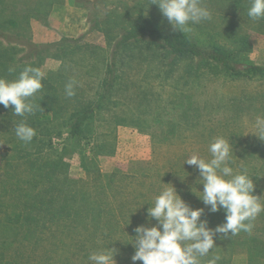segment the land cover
Listing matches in <instances>:
<instances>
[{"label": "rangeland", "instance_id": "rangeland-1", "mask_svg": "<svg viewBox=\"0 0 264 264\" xmlns=\"http://www.w3.org/2000/svg\"><path fill=\"white\" fill-rule=\"evenodd\" d=\"M152 2L0 0L2 59H15L8 64L11 69L32 62L35 64L32 66L44 71L46 77L60 70L63 76L53 84L56 91H64L59 103L67 105L66 110L55 114L43 88L30 98L42 109L39 116L37 112L25 117L16 116L12 112L14 106L5 108L0 105V194L12 182L10 178L2 180L13 148L49 147L56 153L50 163L53 160L63 162L59 168L61 172L73 180L88 183L87 187L95 194L89 193L90 198L86 195L90 202V199H99L101 203L93 188V178L102 176L98 183L107 190L113 189L118 197L115 201L108 196L109 201L119 207L112 228L119 227L120 232L112 238L115 242H124L128 241L126 233L130 236L120 256L115 255L116 264H133L131 257L135 248L131 243L136 235L135 229L157 224L154 219H149L147 209L160 191L171 185L193 209H204L201 219L208 221L209 228L224 222L223 210L211 213L198 198L203 191L199 171L184 164L193 154L211 159L209 145L216 137L229 140L233 147L230 166L237 171L247 169L255 184L253 194L264 197V141L254 135L253 127L257 116L264 117V73L233 75L212 69L211 62H200L196 68L195 61L184 59L173 65H166V60L160 64L157 57H143L147 49L136 47L130 52L133 58L129 67L124 65L123 52L116 59L115 84H120L121 88L112 96L108 95L103 102L104 108L90 117L81 136L68 135L65 125L74 101L72 98L65 101V85L75 80L74 88H81L84 99H87L84 93L86 96L94 94L96 99V90L104 78L106 58H111L113 43L119 34L134 28L152 26L170 30L206 50L211 47L226 50L236 57L239 66L264 70V24L262 19L253 21L248 17L251 0H202V5L211 12V19L190 25L192 31L185 34L173 29ZM59 41H65L72 49L64 58L63 65L67 67L59 68L60 64L53 60L54 55L61 54L58 47L37 53L28 60L23 58L26 49L21 42L50 45ZM0 78L10 81L1 74ZM46 89L51 94V85L46 84ZM142 91L145 94L138 95ZM22 120H30V126L37 133L28 144L15 135V127ZM17 173L22 180L28 177L22 166L18 167ZM7 192L11 193V190ZM120 193H123V201L119 199ZM4 196V199L9 197ZM261 202L264 203V199ZM252 224L251 233L240 232L231 242L227 241L228 237H217V247L209 256L222 255L228 264H247L249 238L257 227H264V212ZM110 230L106 225L100 226L94 235L92 229L88 230L85 233L92 235L91 243L81 246L80 250L75 248L65 252L64 244L69 246L77 242L85 245L81 241L86 234L76 230L68 234L62 244L51 245L59 247L57 253L50 246L43 245L39 248L42 252L38 250L27 264H48L49 261L43 260L44 256L42 260L39 258L43 253H54L59 258L73 253L78 255L77 260L64 264H92L89 256L106 250L99 240ZM5 234L0 227V250L7 240ZM257 237L264 245V235L258 234ZM82 254L87 260L83 261ZM4 257L3 262V256H0L1 264H13L8 255ZM49 263L63 264L62 261ZM205 263L208 264V259L202 258V264ZM135 264L142 262L136 261Z\"/></svg>", "mask_w": 264, "mask_h": 264}, {"label": "trees", "instance_id": "trees-1", "mask_svg": "<svg viewBox=\"0 0 264 264\" xmlns=\"http://www.w3.org/2000/svg\"><path fill=\"white\" fill-rule=\"evenodd\" d=\"M262 23L264 24V19H262ZM118 36L112 46L111 58H106V71L103 74V80L97 87L96 99L94 98V94L86 96L85 93L84 96L87 99H84L81 88H74L76 94L71 97L74 101L71 103L73 109L65 125L66 131L71 137L81 136L90 117L96 111L104 108L103 102L108 95L117 92L118 89L121 88L120 84H115L117 80V78L114 77L116 59L117 57L119 59L120 54L123 52L125 59L124 65L129 67L128 64L133 58L130 52L136 47L147 49L148 51L144 52L143 57H157L160 64L166 60L168 61L166 65H173L176 64L177 61H180L179 59H184L195 61L196 68L200 62H204V64L212 63V69H218L233 75L264 73V70L259 67L239 66L240 64L236 61V57H232L230 53L220 47H211V49L206 50L170 30L147 26L145 28L131 29ZM21 43L26 49V54L23 57L26 60L33 58L34 55L44 50L57 47L60 48L61 54L54 55L53 60L60 64L59 68L62 66L67 67L63 65L64 58L72 49L65 44V41L63 43L59 41L50 45ZM12 60L15 61L14 58L8 59L5 57V59H2V54H0V66L2 65L0 74L10 81L16 80L25 67L35 66L34 63L29 62V65L25 67H19L18 69H14V71H9L11 68L8 67V64ZM194 70L192 71L195 72ZM79 74L82 76L81 73ZM62 76L59 70L55 75L49 74L47 77L45 76L42 81V91L47 97L49 107L55 114L67 109V105L62 106L59 103L60 94L61 97L64 96V91L62 89L56 91V87L53 84ZM46 84L51 85V94L50 91L46 89ZM100 88L102 90L101 93ZM144 94L143 91L140 93L138 92V95ZM68 99L70 98L67 97L65 101ZM36 103L37 109L35 112H37L39 116L42 109H40ZM26 123L32 126L30 120ZM55 154L56 153L52 152L49 147L45 148V146L30 149H11V155L8 156L9 158L5 164V178L2 181L4 182L7 178H10L12 182L9 188H6L4 192L0 194V227L6 232L5 235L7 239L4 241L3 247L0 250V256H3V262L4 256L8 255L14 261L13 264L30 263L28 259L34 257V254L39 248L44 247L43 245L50 246L52 251L57 253L59 247L51 245H58L59 242L62 244L68 234L76 230L77 232L81 230L84 235L86 234L85 232L92 229L91 234L94 235L102 225H106L107 228L112 229L108 233H104L100 238L101 240H99V242L102 248L108 249L110 247L115 249L116 257H119L124 249L123 247L127 245L130 236L126 233L128 241L124 242H115L112 238L115 234L120 232L119 227L112 228L113 224L116 222V211L119 207H115V204L109 201V197L117 201L118 197L115 195V191H113V189L107 190L104 185L98 183V181L102 179V176L98 175L93 178L95 180L93 188L97 191V196L100 197L101 203H99V199H90L91 202L86 200L91 197L89 193L94 194L90 187H87L88 183L73 180L69 178L68 175L61 172L59 168L60 164L63 162L55 163L53 160L54 162L51 161L52 163H50V158L52 159V155ZM19 166H22L24 171L28 173V177L24 180L18 177L17 170ZM19 173H21V171ZM96 184L98 185L95 186ZM8 189L11 190V193L7 192ZM107 191H109V193ZM4 195H9V197L4 199ZM97 196L95 198H97ZM122 197L123 193H120L119 199L123 201ZM122 201L118 202L120 203ZM98 203L99 205L96 207ZM127 221L129 222L130 220L127 219ZM254 231V234L249 238L247 264H264V245L257 237L258 234L264 235V227H257ZM91 234H86V236L83 237L81 242L85 243V245H81L82 243L78 244L77 242L72 245L69 244V246L64 244L66 247L65 252H70L75 248L80 250L81 246H87L88 244L86 243H91ZM74 236L77 238V235ZM233 238L234 236H229L227 241L231 242ZM40 250L39 251L42 252V249ZM69 254L70 256L66 255L65 258H63L61 255V258H59L58 255L54 253H43L39 258L41 259V257L44 256L43 260L45 261H62L63 264L68 263L69 260H77L78 255L73 253ZM85 256L86 255H83L81 257L84 258ZM218 256L220 259L216 264H228V261L223 259L224 256ZM17 258L21 260L16 261ZM205 258L209 260L211 257ZM84 260H87V257L84 258L83 261ZM49 262L48 264H50Z\"/></svg>", "mask_w": 264, "mask_h": 264}, {"label": "clouds", "instance_id": "clouds-1", "mask_svg": "<svg viewBox=\"0 0 264 264\" xmlns=\"http://www.w3.org/2000/svg\"><path fill=\"white\" fill-rule=\"evenodd\" d=\"M162 16L173 29L181 33L192 31L190 25L211 19V12L202 5V0H153ZM253 21L264 19V0H251L247 10ZM14 71V69H9ZM45 72L40 68L25 67L14 81L0 78V105L12 108L16 116L25 117L35 113L37 106L30 98L42 90ZM75 80L65 85V94L71 98ZM254 135L264 141V117L257 116L253 125ZM36 130L22 120L15 127L16 137L25 144L31 143ZM211 159L191 155L184 164L194 166L200 173L203 185L202 196H197L211 213L223 210L224 222L215 228L208 227V221L202 220L204 209H193L171 185L164 188L155 197L154 203L147 209L149 219L157 224L144 225L135 229L133 246L135 253L131 257L133 264H202V258L209 257L216 249V238L236 236L240 232L251 233L254 221L264 212V197L254 195L255 184L247 169L234 170L232 162L233 147L229 140L216 137L209 145ZM211 250V251H210ZM116 250L108 248L94 252L89 256L92 264H116ZM220 259L212 255L208 264H216Z\"/></svg>", "mask_w": 264, "mask_h": 264}]
</instances>
